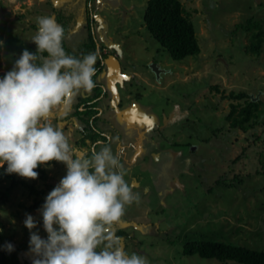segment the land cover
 Wrapping results in <instances>:
<instances>
[{
    "label": "rangeland",
    "instance_id": "obj_1",
    "mask_svg": "<svg viewBox=\"0 0 264 264\" xmlns=\"http://www.w3.org/2000/svg\"><path fill=\"white\" fill-rule=\"evenodd\" d=\"M148 1L100 0L95 10L97 40L109 55L96 83L106 90L97 127L112 143L122 142L118 147L98 143L95 150L109 145L120 157L126 182L138 187L140 178L135 177L143 169L146 189L152 188L139 195V203L126 206L115 234L129 255H142L147 264H238L185 255L184 247L200 240L264 250V46L260 55L249 53L258 28L241 27L259 22L264 28V0H180L201 48L200 54L183 61L172 59L148 31ZM61 2L84 9L82 0H0V78L25 49L36 52L32 37L37 17L56 20L55 7ZM70 31L66 52L81 56L90 39L82 13ZM240 93L246 98H234ZM84 94L49 117L69 138L73 158L80 159L87 152L79 151L76 143L90 126L75 114ZM250 98L261 103L252 119L257 125L248 131L232 128L227 118L232 105L240 110ZM6 169L7 164L0 173ZM36 171V180L12 175L44 191L40 197L19 184L4 198L12 182L0 183V235L13 249L29 244L26 214L37 222L32 231L47 239L38 211L42 207L31 212L27 208L36 197L45 203L67 169L52 161ZM19 257L32 264L29 250H21Z\"/></svg>",
    "mask_w": 264,
    "mask_h": 264
},
{
    "label": "clouds",
    "instance_id": "obj_2",
    "mask_svg": "<svg viewBox=\"0 0 264 264\" xmlns=\"http://www.w3.org/2000/svg\"><path fill=\"white\" fill-rule=\"evenodd\" d=\"M65 38L53 17H37L36 52L25 49L0 78V168L7 164V174L28 180L52 161L67 169L38 210L47 239L32 231L37 222L26 214L32 264H147L144 256L129 255L115 234L126 206L140 200L124 179L119 155L104 145L87 159L73 158L69 138L49 122L53 112L95 87L96 54H68ZM4 247L13 251L10 243Z\"/></svg>",
    "mask_w": 264,
    "mask_h": 264
},
{
    "label": "trees",
    "instance_id": "obj_3",
    "mask_svg": "<svg viewBox=\"0 0 264 264\" xmlns=\"http://www.w3.org/2000/svg\"><path fill=\"white\" fill-rule=\"evenodd\" d=\"M145 22L146 27L152 37H154L170 54L171 58L176 61H183L188 57H193L201 52L199 40L197 37L196 27L190 16L186 13L183 4L180 0H149L145 10ZM249 25L241 26L247 31H252L254 27L258 28V31L252 33L251 43L247 51L251 54L260 55L263 51L264 46V28L259 22L255 24L249 22ZM66 35V27H64ZM90 43L86 45L85 52L82 58L90 53H94L97 56L96 63L94 65L96 72L93 79L96 78L97 73L102 68L101 65V54L97 53L96 43L93 39H90ZM65 51L70 52L66 49L65 43H63ZM75 56V54L70 53ZM77 57V56H75ZM101 93L95 95L96 98ZM234 95V94H233ZM236 99L246 98L244 93L234 95ZM92 98L84 99L86 109L81 112H76L83 121L90 123V119L97 113L95 109L97 103L90 104ZM261 105L260 102L253 100L248 101L246 106L239 110L238 105H232V111L228 115L231 127L236 129H242L248 131L254 128L257 124L252 122V119L257 117L255 115L256 110ZM86 137L78 143L80 148L89 147L96 142L100 135L94 129H88ZM5 181H11V186L3 193L4 198H7L11 190L22 184L27 186L31 194L40 197L44 194V191L37 190L34 186L28 185L25 182H20L15 179L12 174L7 172L0 173V183ZM35 198V203L27 208L28 212L41 208L44 204V200L38 201ZM9 241H3L0 235V264H31L28 261H22L19 257L21 250H29V244H22L18 249H13L12 252H8L5 249V245ZM185 255H200L206 259H216L220 262H236L238 264H264V250H256L244 246L235 244H227L225 242L218 241H195L188 242L184 247Z\"/></svg>",
    "mask_w": 264,
    "mask_h": 264
},
{
    "label": "flooded vegetation",
    "instance_id": "obj_4",
    "mask_svg": "<svg viewBox=\"0 0 264 264\" xmlns=\"http://www.w3.org/2000/svg\"><path fill=\"white\" fill-rule=\"evenodd\" d=\"M82 1L84 2V9L82 8V6L81 7H78V6L71 7V3H69V2L68 3H64V4H63V2H61L62 4L60 5V7H55V6L54 7H55L56 15H57V17H56L57 19L56 20H57L58 24H60L63 28L66 27V32H67L66 35H65L66 38L68 37L69 33H71L70 30H71V26H72L73 20L77 19L79 14L82 13V15H84V18L86 19L87 26L89 28V35H90L89 37H90V39H93L94 42L96 43L97 53H99V54L102 53L101 56H100L102 68L97 73L96 78L95 79L92 78L94 80V82H95V87L91 91L92 92L91 94L85 93L82 96V104L77 106V110L83 112L86 109L85 103L83 102L84 99L92 98L91 102H89V103L90 104H93L95 102L97 103V105L95 107V109L97 110V113L90 119V123H87V122L83 121L81 118H79V116L76 115L82 123L87 124L88 126L90 125L89 128L85 129L86 133L84 134V136L76 143L77 149L79 151L87 152V155L84 157V159H87V158L90 157L92 150L97 148V144L98 143H106V144H110V146L117 145V147H118V145H121L122 142H121V144H119V142L117 143V141H114L112 143L111 140L109 139V137L107 135H105L102 132V130L97 127V122L99 121V118H100L99 115H100V113L102 111V110H100L98 108V105H99V103L101 101V98L103 96H105V91L106 90H105V88L103 86L97 85L96 83H97V78L100 76V74L103 71L105 61H107L109 59V55L104 52V48L99 45V42L97 40V27H98V24H97V16L98 15H97V13L98 12H95V10L97 8V4L100 3V0H82ZM79 2L77 4L81 5V3H79ZM77 4L74 3V5H77ZM90 39L85 44L84 49L81 51V54H80L81 56H79V54L73 52V54H75V56H77V58H82V56H83V54L85 52L84 50L86 48V45L91 42ZM99 92L101 94L98 97L93 98ZM77 110H76V112H77ZM88 129H90V130L94 129L97 133H99L100 137H99V139L96 142H94L89 147L80 148V146H78V143H80L86 137L87 132H89ZM116 150L118 151V149H116ZM153 163H155V160H153ZM159 166H160V162H159ZM152 167L155 168L156 164L152 165V166H148L146 168V170H149ZM139 173H140V176L135 177L136 179L140 178V179H138V181L136 180L138 182V187H136L135 185L133 186V184H130L132 186V190L134 192H136L138 195L142 194L145 190L151 191V189H152V188L151 189H149V188L146 189L147 188V183H146V180L144 178L145 177L144 176V170L143 169L140 170V172H138V174ZM133 183H134V181H133ZM141 184H142V186H141ZM150 185H152V184H150ZM118 234L121 235V236L125 235L122 232H119Z\"/></svg>",
    "mask_w": 264,
    "mask_h": 264
},
{
    "label": "water",
    "instance_id": "obj_5",
    "mask_svg": "<svg viewBox=\"0 0 264 264\" xmlns=\"http://www.w3.org/2000/svg\"><path fill=\"white\" fill-rule=\"evenodd\" d=\"M152 68L157 74L160 72L156 64L152 65Z\"/></svg>",
    "mask_w": 264,
    "mask_h": 264
}]
</instances>
